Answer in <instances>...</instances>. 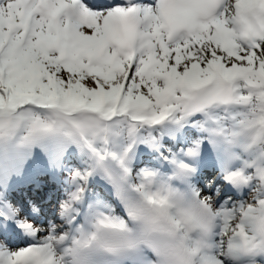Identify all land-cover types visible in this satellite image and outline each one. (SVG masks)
<instances>
[{
    "label": "snow or ice",
    "instance_id": "6c2138e0",
    "mask_svg": "<svg viewBox=\"0 0 264 264\" xmlns=\"http://www.w3.org/2000/svg\"><path fill=\"white\" fill-rule=\"evenodd\" d=\"M0 264H264V0H0Z\"/></svg>",
    "mask_w": 264,
    "mask_h": 264
}]
</instances>
